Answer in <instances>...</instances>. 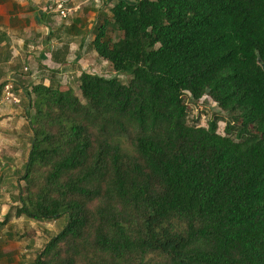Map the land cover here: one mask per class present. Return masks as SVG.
<instances>
[{
  "label": "trees",
  "instance_id": "trees-1",
  "mask_svg": "<svg viewBox=\"0 0 264 264\" xmlns=\"http://www.w3.org/2000/svg\"><path fill=\"white\" fill-rule=\"evenodd\" d=\"M111 11L93 47L118 75L83 72L84 101L71 86L28 91L16 212L68 217L35 264H264V0ZM206 95L227 114L207 127L189 118Z\"/></svg>",
  "mask_w": 264,
  "mask_h": 264
},
{
  "label": "crops",
  "instance_id": "crops-1",
  "mask_svg": "<svg viewBox=\"0 0 264 264\" xmlns=\"http://www.w3.org/2000/svg\"><path fill=\"white\" fill-rule=\"evenodd\" d=\"M109 1L104 2L109 4ZM60 3L64 4L66 11L72 9L66 18L72 20L63 21L58 8ZM110 6L112 8L114 4ZM111 8L105 11L100 0H0V183L6 177V161H15L11 169L13 173L21 174L20 167L16 165L21 160L20 153L13 154L8 150L24 145L30 147L28 137L23 133L17 134L20 136L16 145H1L6 131H17L28 121L27 108L4 100L6 86L12 81L15 96L26 103L29 101L28 91L37 84L62 86L57 75L69 70L76 78L83 72L92 73L94 67L90 62L99 56L93 47L95 32L92 29L101 16L109 18L112 15ZM87 30L90 33L86 34ZM90 45L91 51L88 49ZM12 118L20 124L13 125ZM5 124L7 127H3ZM20 152L22 154L24 150ZM13 196L14 193H10L9 197L14 201L11 207L15 209L10 220L3 212L6 199L4 193H0V264H35L51 236L45 232L35 233L34 226L38 220L18 215L16 211L21 204Z\"/></svg>",
  "mask_w": 264,
  "mask_h": 264
},
{
  "label": "rangeland",
  "instance_id": "rangeland-1",
  "mask_svg": "<svg viewBox=\"0 0 264 264\" xmlns=\"http://www.w3.org/2000/svg\"><path fill=\"white\" fill-rule=\"evenodd\" d=\"M106 0H100V5L103 6L105 8L110 7L111 8V3L115 4L117 2V0H110L109 4H105ZM108 6V7H107ZM72 17V16H70ZM64 22H68L69 20H72V18H62ZM104 17L101 16V20L100 22H103ZM96 23H99V21H96ZM93 31V29H92ZM86 34L90 33V31H85ZM111 34L114 36V39L117 40L119 37L122 36V32L118 31V30H111ZM88 49H90V51L92 50V46L90 45V47H88ZM92 67V72L99 74V75H103L105 77H113L118 75L113 67L111 66V64L109 63H105L103 62L102 58H100L99 56L94 57L93 61L90 62ZM75 68V67H74ZM91 71V70H90ZM54 77L59 76L60 77V84L63 87H67V86H71L73 87V89L75 90V93L84 101V99L82 98V93L80 90V81L79 78L75 77L72 73L71 70H69L67 73L62 74V75H57L53 74ZM68 76V77H66ZM119 78L124 81L125 83L128 82V76L126 75H119ZM25 80V79H24ZM10 84L12 86H14L15 89V85L14 83L11 81ZM6 94H7V86L5 88V91L3 92V98H6ZM188 96H190V94H188ZM12 97V96H10ZM11 103V102H9ZM14 105L19 104L22 106H24V108H27L29 101H27L25 103V101H21L20 103H16V102H12ZM191 106V110H190V115L189 118L192 119L194 116L200 115V121H199V125L202 126H208L209 125V121L211 119H213L215 116L218 117H224L226 118V113L223 112L218 105L215 103V101L213 99H211L209 96H204L202 99H200L199 101H194L191 102L190 104ZM24 117V116H23ZM223 118V119H224ZM13 119V118H12ZM14 123L11 122L10 123V127L15 124H20L19 122L15 121L16 119H13ZM26 121V120H25ZM218 132L220 134H226L225 132V127H226V122L224 120H218ZM7 122H9V119H7ZM6 123V122H5ZM28 125V121L27 124L25 125L24 122V126L22 128V126L20 125L19 129L17 131L13 130V132L10 131H6L7 135H3V140H2V144L1 145H5L7 144H13L16 145L17 141H18V137L23 133V136H27V143L31 146V140L33 137V133L32 130L29 129L27 127ZM3 127H7V124H5ZM1 130V129H0ZM5 133V130H2ZM23 131V132H22ZM20 133V135L18 136L17 134ZM3 134V133H2ZM22 138V137H20ZM18 147V146H16ZM13 149V150H12ZM11 151L13 154H15V152H19L20 156H21V160L18 164V168L20 167L21 169V174H15L13 173L11 166L15 165V161L10 162V161H6V169L4 170V174L6 175L5 179L2 180V182L0 183V193H4V199H6L5 201V208L3 209V212H6L8 214V218L11 220L13 217L12 215L15 213V209H12L11 205H13L11 198L9 197L10 193H14L15 195H17L19 193V186H21L22 184L24 185L23 180H21L22 175L25 172V164L28 161V157H29V152H30V147H27L26 145L24 146H20L18 149L12 147ZM20 150H24V152H20ZM15 159V158H14ZM27 160V161H26ZM21 176V177H19ZM20 180L22 181L20 183ZM68 220V217L66 214L62 215L60 218H57L55 220H51V221H36V225L34 226V231L35 233H41L43 234V232H45V234H51V235H55L58 232H60L62 230V228L66 225Z\"/></svg>",
  "mask_w": 264,
  "mask_h": 264
},
{
  "label": "built area",
  "instance_id": "built-area-1",
  "mask_svg": "<svg viewBox=\"0 0 264 264\" xmlns=\"http://www.w3.org/2000/svg\"><path fill=\"white\" fill-rule=\"evenodd\" d=\"M58 8H59V11H60V14H61L62 17H67L68 13L71 11V10H67L66 11L61 3L58 5ZM11 88H13V86L11 84H8L7 85L6 99L7 100H12V101H14L16 103H19L20 99L17 96H15V94L12 92ZM10 96H12V97H10Z\"/></svg>",
  "mask_w": 264,
  "mask_h": 264
},
{
  "label": "clouds",
  "instance_id": "clouds-1",
  "mask_svg": "<svg viewBox=\"0 0 264 264\" xmlns=\"http://www.w3.org/2000/svg\"><path fill=\"white\" fill-rule=\"evenodd\" d=\"M70 10H72V9H70ZM71 12V11H70ZM188 93V92H187Z\"/></svg>",
  "mask_w": 264,
  "mask_h": 264
}]
</instances>
